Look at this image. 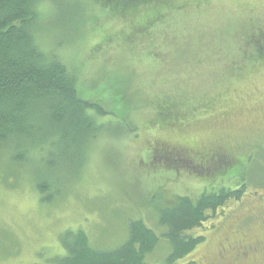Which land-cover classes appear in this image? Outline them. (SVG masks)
<instances>
[{
  "label": "rangeland",
  "instance_id": "rangeland-1",
  "mask_svg": "<svg viewBox=\"0 0 264 264\" xmlns=\"http://www.w3.org/2000/svg\"><path fill=\"white\" fill-rule=\"evenodd\" d=\"M36 12L40 47L106 115L84 167L66 162L73 178L49 179V203L37 164L0 153V264H55L66 232L111 251L132 221L161 238L146 263L164 264L159 209L223 189L241 198L210 213L191 232L205 241L176 263L219 264L224 228L234 234L264 190V0H39ZM210 150L227 155L222 178L193 171L194 152Z\"/></svg>",
  "mask_w": 264,
  "mask_h": 264
},
{
  "label": "trees",
  "instance_id": "trees-1",
  "mask_svg": "<svg viewBox=\"0 0 264 264\" xmlns=\"http://www.w3.org/2000/svg\"><path fill=\"white\" fill-rule=\"evenodd\" d=\"M38 1L0 0V153L8 155L9 165L37 164L32 168L35 188L41 200L49 203L54 198L48 194L49 179L62 183L60 178H73L75 173L68 175L66 162L84 167L88 145L103 130L95 115L106 113L100 105L81 98L75 76L57 56L40 47ZM240 196L221 189L197 200L180 196L173 206L160 208L161 237L172 249L164 264H176L203 243L205 237L191 232L201 228L210 213L216 214ZM72 233L63 236L66 254L55 264H147L146 257L161 239L142 221H132L128 240L111 251L94 249L82 231L69 236Z\"/></svg>",
  "mask_w": 264,
  "mask_h": 264
},
{
  "label": "flooded vegetation",
  "instance_id": "flooded-vegetation-1",
  "mask_svg": "<svg viewBox=\"0 0 264 264\" xmlns=\"http://www.w3.org/2000/svg\"><path fill=\"white\" fill-rule=\"evenodd\" d=\"M215 151L194 152L199 160L195 162L193 171L200 170L203 175L213 172L216 177L224 175L223 166L227 155L220 157ZM224 163V164H223ZM197 164H200V168ZM250 161L244 163L248 167ZM208 172V174H206ZM227 172V171H225ZM244 189L237 192H243ZM258 200L255 203L247 202L244 212L238 217L234 234L231 229L226 231L224 238L219 242L217 251L219 264H264V190L251 193ZM249 206V207H248ZM210 264H214L211 263Z\"/></svg>",
  "mask_w": 264,
  "mask_h": 264
}]
</instances>
